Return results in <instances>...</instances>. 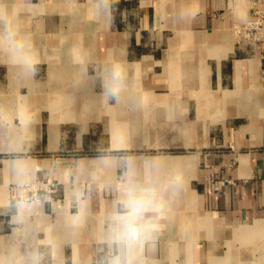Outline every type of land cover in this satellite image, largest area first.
<instances>
[{"label":"crops","instance_id":"crops-1","mask_svg":"<svg viewBox=\"0 0 264 264\" xmlns=\"http://www.w3.org/2000/svg\"><path fill=\"white\" fill-rule=\"evenodd\" d=\"M258 9L0 0V264H264Z\"/></svg>","mask_w":264,"mask_h":264},{"label":"built area","instance_id":"built-area-1","mask_svg":"<svg viewBox=\"0 0 264 264\" xmlns=\"http://www.w3.org/2000/svg\"><path fill=\"white\" fill-rule=\"evenodd\" d=\"M239 42L256 48L263 58L264 64V9H258L252 20L244 23ZM53 186L51 180L47 184Z\"/></svg>","mask_w":264,"mask_h":264},{"label":"clouds","instance_id":"clouds-1","mask_svg":"<svg viewBox=\"0 0 264 264\" xmlns=\"http://www.w3.org/2000/svg\"><path fill=\"white\" fill-rule=\"evenodd\" d=\"M118 81V76L116 75V73L113 74V82L112 84L110 85V93L111 95L113 96H116L118 95L119 91H120V86L119 84L117 83Z\"/></svg>","mask_w":264,"mask_h":264}]
</instances>
